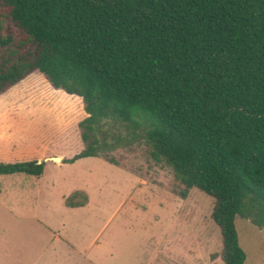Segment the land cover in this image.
Returning a JSON list of instances; mask_svg holds the SVG:
<instances>
[{"label":"trees","instance_id":"1","mask_svg":"<svg viewBox=\"0 0 264 264\" xmlns=\"http://www.w3.org/2000/svg\"><path fill=\"white\" fill-rule=\"evenodd\" d=\"M36 71L85 102L68 161L148 140L215 198L226 264L245 263L237 217L264 230V0H0V96Z\"/></svg>","mask_w":264,"mask_h":264},{"label":"rangeland","instance_id":"2","mask_svg":"<svg viewBox=\"0 0 264 264\" xmlns=\"http://www.w3.org/2000/svg\"><path fill=\"white\" fill-rule=\"evenodd\" d=\"M88 116L39 71L0 96V164L44 163L40 176L0 175V264H226L215 198L148 140L68 161L87 148ZM236 226L244 264H264V230L241 216Z\"/></svg>","mask_w":264,"mask_h":264},{"label":"water","instance_id":"3","mask_svg":"<svg viewBox=\"0 0 264 264\" xmlns=\"http://www.w3.org/2000/svg\"><path fill=\"white\" fill-rule=\"evenodd\" d=\"M50 159L53 160V161H56V162H61L62 161V158H60V157H51Z\"/></svg>","mask_w":264,"mask_h":264},{"label":"crops","instance_id":"4","mask_svg":"<svg viewBox=\"0 0 264 264\" xmlns=\"http://www.w3.org/2000/svg\"><path fill=\"white\" fill-rule=\"evenodd\" d=\"M168 261H169L168 259H165L163 262L166 263V262H168ZM154 262H155V261H154ZM154 262H153V264H155Z\"/></svg>","mask_w":264,"mask_h":264}]
</instances>
